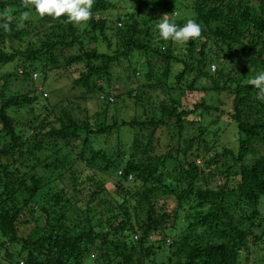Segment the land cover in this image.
<instances>
[{
	"label": "trees",
	"instance_id": "16d2710c",
	"mask_svg": "<svg viewBox=\"0 0 264 264\" xmlns=\"http://www.w3.org/2000/svg\"><path fill=\"white\" fill-rule=\"evenodd\" d=\"M117 66L137 88L110 93ZM54 72L79 97L50 102ZM263 205L264 0H0V264H245L255 247L264 264Z\"/></svg>",
	"mask_w": 264,
	"mask_h": 264
},
{
	"label": "rangeland",
	"instance_id": "374dc122",
	"mask_svg": "<svg viewBox=\"0 0 264 264\" xmlns=\"http://www.w3.org/2000/svg\"><path fill=\"white\" fill-rule=\"evenodd\" d=\"M127 7V5L125 6ZM131 8L129 5H128V8L127 10L131 13ZM112 11V12H111ZM122 11V10H121ZM109 12L113 13L114 11L113 10H110ZM114 14V13H113ZM147 16L149 15H153L152 12H147L146 13ZM173 16L175 17L176 15L173 14ZM156 17L158 18V23L157 24H160L162 25V20L161 17H163V20H164V17L165 15H163L161 13V11H157L156 12ZM165 20H166V17H165ZM103 52H106L107 50L103 47L101 49ZM215 65H210L209 66V69L211 72H214L215 71ZM11 68V66L8 67V69ZM123 67H115V71L111 77V89H110V93L111 94H115V92H126L127 90H130V89H134V88H137V83H134L133 81L129 80L126 75H125V72L123 71L122 69ZM241 69L240 66L236 67L234 69L235 72L239 71ZM61 75V77H60ZM170 79H169V84L170 85H173L175 84V79L172 78L174 76V74H171L170 75ZM142 80V79H141ZM203 83V82H202ZM72 77H68L66 76V74H62V72H59L56 74V72L52 73L50 75V77L46 80V82L44 83V89L45 87L47 89H45L44 91V94L48 95V100H50V102H56L60 99H63V98H70V99H75L76 97H79V94L81 92L80 89L76 88V90H73L72 89ZM198 87H201V85L199 84ZM19 88V84H14L12 82V85H11V90L12 91H17V89ZM204 97V94L202 92H189L187 91L182 97H181V104L183 107L185 108H189V109H192L193 105L196 104V103H199L202 98ZM217 101L218 99L221 100V101H227L226 98L224 97H221V96H215L214 97ZM218 98V99H217ZM133 99H130V100H127L126 103H125V106H123L122 104H120V106L118 108H120L119 112L115 113L113 112L114 110V105L113 103H111L109 105V115L110 116H115L117 118H131L132 116H135V117H138L140 118L141 116V113L140 111H136L135 113V110L132 106V101ZM228 102V101H227ZM80 103V107L83 106V102L82 101H79ZM101 104V103H100ZM123 106V107H122ZM127 106V107H126ZM225 110L226 112H229L230 111V108L229 107H225ZM135 113V114H134ZM134 114V115H133ZM198 112L196 113H193L189 116V120L191 121H197L199 119V117L197 116ZM18 120H20L22 123H27V121L29 120L27 114L25 113V111H21L19 114H16L14 115ZM145 117V116H144ZM222 120L219 122V132L217 134V140H218V143L220 146H227L229 148H233L236 146V141H235V135H236V132H235V126L230 124L229 122V118H228V115L227 113H225L222 118ZM212 118H208L206 119L205 121V124L207 123L208 125V122H211ZM218 128V126H212L210 124V128L208 126V129L209 131L211 132L210 134V137H212V134H213V131ZM134 132H140V129H135L133 131H130V129H127V128H124L122 129L121 133H120V137H122L124 141H121L122 143L119 142L120 144V147L121 149L127 154L130 152L131 150V141H132V137L134 135ZM147 133V132H146ZM116 135L115 134H112L109 138V144L112 146L113 143L115 142V139H116ZM118 138V137H117ZM127 141V142H126ZM96 142L95 145L97 148H104L105 146H102L101 145V141H94ZM94 142H92L94 144ZM157 147V145L155 146V148ZM102 178L107 176V175H103L101 174ZM112 182H115V180L112 178V179H107L106 182H107V189L105 190V192L102 193V196L103 198L107 199V200H110L112 199V197L110 196V194L113 193V191L115 189H113L114 187V184L111 183ZM65 184H66V187L69 189L71 188V184L68 183V179L67 177H65L64 181H63ZM86 197H87V194H84V197H80V196H75L73 195L71 198L72 200H74V202H76L78 205H83L85 203V200H86ZM260 212L261 214L264 216V205L260 208ZM262 260V253H260L259 250H257V247H255L253 250H251V253L249 255V257H247L246 261H245V264H262L261 262Z\"/></svg>",
	"mask_w": 264,
	"mask_h": 264
},
{
	"label": "built area",
	"instance_id": "2783aa9c",
	"mask_svg": "<svg viewBox=\"0 0 264 264\" xmlns=\"http://www.w3.org/2000/svg\"><path fill=\"white\" fill-rule=\"evenodd\" d=\"M78 15H79V16H82V13H79ZM21 73H22V71L19 70V71H18V74H21ZM38 76H39V75H38L37 73H33V74H32V79L35 80V79L38 78ZM109 100H111V98H110Z\"/></svg>",
	"mask_w": 264,
	"mask_h": 264
},
{
	"label": "clouds",
	"instance_id": "9594fccd",
	"mask_svg": "<svg viewBox=\"0 0 264 264\" xmlns=\"http://www.w3.org/2000/svg\"><path fill=\"white\" fill-rule=\"evenodd\" d=\"M110 98L111 97H106L104 95L99 96V99L100 100L107 99L108 102H113V99L112 98H111V100H109ZM118 174H120V171L118 172ZM129 179H131V178L129 177Z\"/></svg>",
	"mask_w": 264,
	"mask_h": 264
}]
</instances>
